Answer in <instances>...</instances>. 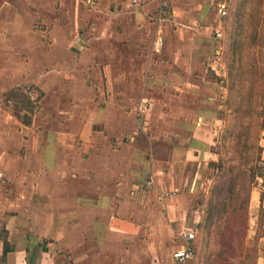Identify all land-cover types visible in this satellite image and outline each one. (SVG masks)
I'll return each mask as SVG.
<instances>
[{
    "label": "crops",
    "instance_id": "1",
    "mask_svg": "<svg viewBox=\"0 0 264 264\" xmlns=\"http://www.w3.org/2000/svg\"><path fill=\"white\" fill-rule=\"evenodd\" d=\"M29 1L0 6V264H172L175 170L214 159L225 0H167L160 23L155 0ZM26 85L38 101L6 109ZM248 211L264 264V184Z\"/></svg>",
    "mask_w": 264,
    "mask_h": 264
},
{
    "label": "trees",
    "instance_id": "2",
    "mask_svg": "<svg viewBox=\"0 0 264 264\" xmlns=\"http://www.w3.org/2000/svg\"><path fill=\"white\" fill-rule=\"evenodd\" d=\"M227 11L223 18L228 80L224 102L230 120L220 138L225 151L234 148L235 155L211 162L219 174L198 224L201 237L192 243L198 264H253L256 256L255 246H247L245 238L250 188L257 180L264 184L260 145L256 144V157L252 152L264 130V108L255 110L259 98L264 102V90L259 86L264 79V0H233ZM27 99L21 88H13L3 97L6 109ZM6 100H11V107ZM248 251L253 255L247 263L243 255Z\"/></svg>",
    "mask_w": 264,
    "mask_h": 264
},
{
    "label": "rangeland",
    "instance_id": "3",
    "mask_svg": "<svg viewBox=\"0 0 264 264\" xmlns=\"http://www.w3.org/2000/svg\"><path fill=\"white\" fill-rule=\"evenodd\" d=\"M225 2L228 9V7L232 5L233 0H225ZM4 4H6L8 8L10 7L11 11L16 12V15L19 14L23 9L25 10L26 7L29 9V11H31V9L34 8L32 6V4L34 3H31L29 0H0V6ZM221 31H222V39L220 41L222 45L221 67L217 70L218 77L217 75L210 76L212 81H216L217 84L221 83L222 87L225 89V95H221L219 98H217L221 103H223V106L220 107V111L218 113L219 114L218 122L215 126L212 125V127H215V131L217 129L215 139L212 142V146H211V151L213 153L214 159L208 162L206 168H204V166L196 162H188L186 164L181 165L179 168H177V170H175V174L177 175V181L179 183L178 184L179 190L177 192V197L172 199V203L173 206L176 208V212L181 213L179 214L181 218L180 221L183 223L182 225L185 226V229L196 228L197 239L201 237L198 224L202 219L204 209L206 207V204L208 203L209 195L214 186V183L216 182V178L219 174L217 168L211 165V162H218L221 158H223L224 161L227 159L229 155L230 156L235 155L234 148H230L228 149V151H225V148L222 146V142L220 138L221 134L223 133V130L226 128L230 120V109L227 107L226 103L224 102L227 98V93H228L227 90L228 80H227V67H226L227 58H226V48H225L226 41L224 39L226 27L224 26L223 20L221 25ZM189 39L191 38L189 37ZM263 81L264 79H260V83H259L260 89L262 90H264ZM212 90L213 89L211 88L209 92L211 93ZM257 105L258 107H255V110L257 109L261 110V108H264V102H262L260 98L258 99ZM261 132L259 133L258 141H255V148L252 150L253 157H256L258 154L257 145L259 144V137ZM152 134L156 136L159 135L158 132H153V131ZM233 143L234 141L231 144ZM164 148L165 145H162L158 148V150L156 149L155 151V153H158V156L160 158L166 157L165 155H167L166 150H164ZM257 182L261 183V180H257ZM250 232L251 230L249 224L246 232V236H248ZM169 240L173 244L172 250L175 249L176 246L178 245L177 244L178 242L177 243L174 242L173 240H171V238H169L168 241ZM198 247L199 246L196 247V252L200 248ZM252 255H253V251H248L247 254L243 255V259L248 263L252 259ZM193 258L194 259H191L189 264H198L197 258L195 257Z\"/></svg>",
    "mask_w": 264,
    "mask_h": 264
},
{
    "label": "built area",
    "instance_id": "4",
    "mask_svg": "<svg viewBox=\"0 0 264 264\" xmlns=\"http://www.w3.org/2000/svg\"><path fill=\"white\" fill-rule=\"evenodd\" d=\"M158 5V10L156 13V20L158 23L161 21H165L164 11L167 7V0H155ZM133 4L138 5V0H132ZM220 15L224 17L226 15V7L221 6ZM23 90L26 92L28 98L32 102H36L39 99V93L35 89H33L30 85L24 86ZM8 106L12 105L11 100H6ZM151 184L150 181H146L140 185H138L139 190L145 189V187H149ZM196 239V228L184 229L182 231L177 232L176 240L177 246L172 251V264H189L190 260L194 256V248H193V240Z\"/></svg>",
    "mask_w": 264,
    "mask_h": 264
}]
</instances>
